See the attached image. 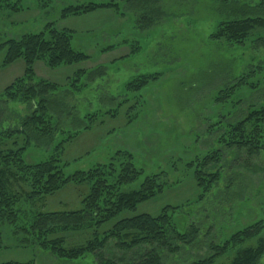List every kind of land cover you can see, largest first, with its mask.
<instances>
[{
    "label": "rangeland",
    "instance_id": "1",
    "mask_svg": "<svg viewBox=\"0 0 264 264\" xmlns=\"http://www.w3.org/2000/svg\"><path fill=\"white\" fill-rule=\"evenodd\" d=\"M88 1L99 0H22V11L0 10V44L39 32L52 22L58 28L73 31L72 46L89 56L83 62L57 68L36 61L37 78L54 82L60 89H73L68 78L75 71L105 66L102 75L81 78L83 86L68 97L69 107L58 116L59 127L52 141L32 143L24 158L27 162L43 160L58 142L72 134L59 161L65 175L104 163L118 150L129 151L143 172L121 189H136L146 175L155 173H160L165 187L154 198L140 203L134 213L124 212L118 218L142 213L156 215L165 206H178L169 211L177 229L184 232L190 224L198 226L200 241L167 254L165 264H191L209 255L211 244H222L235 231L264 219V150L248 159L250 168L244 165V153H227L219 164L223 166L220 180L201 198L197 197L200 191L192 177L193 167L189 166L197 157L221 147L217 139L224 131L222 127L235 124L250 108L264 103V38L257 40L252 35L241 45L210 37L227 17L226 9L242 4L254 6L260 0H159L164 13L145 29L137 26L135 14L127 10L124 15L100 9L61 18L66 6ZM257 12L264 16L263 7ZM108 45L115 47L102 52ZM4 55L5 49L0 50V93L24 70L21 58L3 66ZM153 73L159 77L139 91L126 88L135 77ZM241 77L244 83L220 100V93ZM2 105L6 111L1 117L10 118L5 123L17 126L25 105L0 102V109ZM84 123H89L87 129ZM1 127L2 124L0 132L4 128ZM10 142H0V148ZM18 189L27 187L20 184ZM87 190V184L70 183L42 200L27 201L23 209L27 210L26 216L38 211L77 209ZM112 223L104 224L100 231ZM63 236L65 245L73 246L84 243L90 231H68ZM262 236L264 227L242 245L230 247L212 264H228L239 247L254 246ZM26 237L11 224L0 222V262L99 263L95 253L74 260L59 259L25 241ZM117 254L119 251L110 240L103 256ZM259 264H264V256Z\"/></svg>",
    "mask_w": 264,
    "mask_h": 264
},
{
    "label": "trees",
    "instance_id": "2",
    "mask_svg": "<svg viewBox=\"0 0 264 264\" xmlns=\"http://www.w3.org/2000/svg\"><path fill=\"white\" fill-rule=\"evenodd\" d=\"M226 6L229 7L228 2ZM233 7L226 9L227 17L220 21L210 37L241 45L252 35L257 36V40L264 38V16L257 12V9L264 8V0L254 6L242 4ZM23 9L22 0H0V10L19 12ZM100 9H111L118 15H124L126 10L132 11L141 29L152 26L164 13L159 0H99L68 5L62 9L60 16L66 18ZM73 35V31L58 28L50 22L39 32L26 33L0 44V50L5 49L3 66L19 58L24 61L23 74L3 89L0 102L25 105L18 125L13 127L9 122L5 123V120H10L9 117H1L5 115L6 106L2 105L0 109L1 128L8 124L0 132V142L5 144L11 141L8 146L0 148V222L11 224L15 231L24 232L27 235L25 241L59 259L74 260L87 253H95L100 264H165L167 254H175L200 241L198 226L190 224L184 232L177 229L169 211L178 206H165L156 215L142 213L118 218L124 212L134 213L140 203L163 191L165 183L161 181L160 173L146 175L136 189L122 190L123 185L135 181L143 171L134 164L132 153L118 150L104 163L65 175L59 161L65 142L73 134L58 142L53 152L43 160L27 162L24 158L25 150L32 143L38 145L52 141L59 127L58 116L69 107L68 97L83 86L81 78L102 75L105 68L104 65H98L91 70L78 69L68 78V85L73 89H60L58 84L35 76L36 61L57 68L89 58L85 52L72 46ZM114 47L108 45L101 51ZM158 77V73L139 75L129 81L126 88L139 91ZM243 79L241 77L235 85L220 93L219 99L224 100L230 91L239 88L244 83ZM88 127L89 123L85 124L84 129ZM222 128L224 131L217 139L221 147L189 163L190 168L193 167L192 177L200 191L198 198L209 192L220 180L223 166L219 164L227 153L231 154L234 150L238 154L244 153V165L250 168L248 159L259 156L264 150V103L258 108H250L244 118L235 124L228 123ZM70 183L88 186L79 208L38 211L26 216L27 210L23 206L27 201L34 203L42 200ZM20 184L26 185L27 190L18 189ZM111 221L113 223L108 229L100 231L104 224ZM263 227L264 219H261L235 231L222 244H211L209 255L197 258L191 264H212L230 247L242 245L257 236ZM81 230H89L90 237L82 244L66 246L63 233ZM110 240L114 241L119 254L105 258L103 251ZM127 253L130 255L127 256ZM263 256L264 236L259 237L254 246L239 247L228 264H259ZM0 264L33 262L6 261Z\"/></svg>",
    "mask_w": 264,
    "mask_h": 264
},
{
    "label": "crops",
    "instance_id": "3",
    "mask_svg": "<svg viewBox=\"0 0 264 264\" xmlns=\"http://www.w3.org/2000/svg\"><path fill=\"white\" fill-rule=\"evenodd\" d=\"M99 264V263H98Z\"/></svg>",
    "mask_w": 264,
    "mask_h": 264
}]
</instances>
